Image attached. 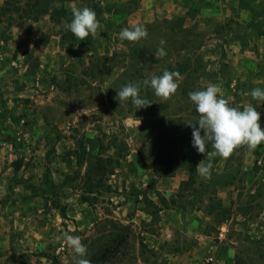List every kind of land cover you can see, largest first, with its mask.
Listing matches in <instances>:
<instances>
[{
	"label": "rangeland",
	"instance_id": "374dc122",
	"mask_svg": "<svg viewBox=\"0 0 264 264\" xmlns=\"http://www.w3.org/2000/svg\"><path fill=\"white\" fill-rule=\"evenodd\" d=\"M83 7L102 28L80 41ZM136 24L147 39H120ZM3 51L0 264H76L64 232L91 264H264V144L209 161L188 95L219 85L264 128L244 95L264 89V0H0ZM164 70L183 76L169 100L142 84ZM128 83L150 107L116 98Z\"/></svg>",
	"mask_w": 264,
	"mask_h": 264
},
{
	"label": "clouds",
	"instance_id": "9594fccd",
	"mask_svg": "<svg viewBox=\"0 0 264 264\" xmlns=\"http://www.w3.org/2000/svg\"><path fill=\"white\" fill-rule=\"evenodd\" d=\"M72 14L73 19L66 27L78 40H87L90 35L93 38L97 36L98 29H101L102 25L93 9L89 7L73 8ZM119 37L122 40L139 42L147 39L148 32L144 25L136 24L131 28H123ZM165 43L166 41L161 39V46L156 52L157 58L167 55L163 47ZM182 80L183 76L180 72L164 70L162 75H152L150 78L144 79L142 84L153 89L155 95L162 100H169L176 94ZM140 89L141 83H128L116 90V98H119L120 101L130 99L137 110L150 107L152 103L141 98ZM188 95L199 116L196 123L189 124L193 130L192 146L197 149L198 153L206 155L209 161L217 156L228 159L237 149L244 146H247L249 151H255L264 144L261 113L251 103L245 104L242 110L239 106H233L230 103L232 98H225V92L216 84H209L206 89L189 92ZM244 95H250L252 100L261 105L264 104V89L262 88H254L250 93H244ZM197 124L199 127H196ZM201 130L203 135H201ZM209 142L213 149L211 151L208 150ZM211 167V162L205 166L202 160L196 169L201 175H207ZM57 239L63 240L64 244L72 249L76 256L80 257L76 260V264H91V261L85 258L88 249L82 243L81 237L64 232Z\"/></svg>",
	"mask_w": 264,
	"mask_h": 264
},
{
	"label": "crops",
	"instance_id": "0c3cea01",
	"mask_svg": "<svg viewBox=\"0 0 264 264\" xmlns=\"http://www.w3.org/2000/svg\"><path fill=\"white\" fill-rule=\"evenodd\" d=\"M3 54H8V52L7 51H3L2 52V54H0V58H5L4 56H3ZM12 61V60H11ZM7 141H9V140H7ZM3 143H6V144H8V142H3ZM9 145V144H8ZM3 154V155H2ZM4 152H3V150L1 149V146H0V161H4V160H6V158H9L8 156V154L7 155H5L4 156ZM207 260H212V257L210 256Z\"/></svg>",
	"mask_w": 264,
	"mask_h": 264
},
{
	"label": "trees",
	"instance_id": "16d2710c",
	"mask_svg": "<svg viewBox=\"0 0 264 264\" xmlns=\"http://www.w3.org/2000/svg\"><path fill=\"white\" fill-rule=\"evenodd\" d=\"M103 256V255H102Z\"/></svg>",
	"mask_w": 264,
	"mask_h": 264
}]
</instances>
